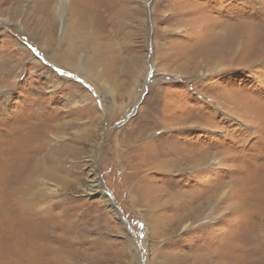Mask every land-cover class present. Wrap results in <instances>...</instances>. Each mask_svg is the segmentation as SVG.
Wrapping results in <instances>:
<instances>
[{
    "label": "rangeland",
    "instance_id": "rangeland-1",
    "mask_svg": "<svg viewBox=\"0 0 264 264\" xmlns=\"http://www.w3.org/2000/svg\"><path fill=\"white\" fill-rule=\"evenodd\" d=\"M57 1L0 0V264H264V67L243 70L264 60V14ZM224 153L232 170L186 186Z\"/></svg>",
    "mask_w": 264,
    "mask_h": 264
},
{
    "label": "snow or ice",
    "instance_id": "snow-or-ice-1",
    "mask_svg": "<svg viewBox=\"0 0 264 264\" xmlns=\"http://www.w3.org/2000/svg\"><path fill=\"white\" fill-rule=\"evenodd\" d=\"M205 2L211 5L212 0H205ZM246 2L249 3L250 6L256 8L258 14H264V0H246ZM172 31L182 33L185 30H172ZM184 38L189 39L190 37L184 36ZM28 47L33 53L36 54V56L42 62L44 61V58L40 57L36 49L32 48L31 45H28ZM257 67H264V60H261L257 65L247 66L243 70L249 73H254ZM55 71L57 73H60L61 69L57 68L55 69ZM213 79H215V77ZM191 91L197 97V94L195 93V89L193 88L191 89ZM197 99L198 102L202 103L203 105H207L210 108L214 107L216 103L215 101L210 100L207 97H197ZM190 127L199 128L202 126L194 125ZM208 130L212 131L211 128H209ZM167 134H168L167 131H162L160 133V136H165ZM240 158L241 157L229 153H224L222 155L209 154L208 156L204 157L201 160H198L195 164L191 165L189 168L181 172L180 175L188 178L191 177L190 184L186 186H191L195 184L198 188L205 189L217 183L216 178L218 175L226 174L228 171L232 170V165H234ZM212 222L213 221L209 220V221L201 222L199 224L186 226L185 230L181 233H178L177 237H174L173 239L180 238L184 235H194L197 232H202L207 227V225ZM199 239L200 238L197 239V242H199Z\"/></svg>",
    "mask_w": 264,
    "mask_h": 264
},
{
    "label": "bare ground",
    "instance_id": "bare-ground-1",
    "mask_svg": "<svg viewBox=\"0 0 264 264\" xmlns=\"http://www.w3.org/2000/svg\"><path fill=\"white\" fill-rule=\"evenodd\" d=\"M66 1L67 0H58L56 2V4H57L56 5V8L59 10V9H62L63 7H65ZM97 181H98V179L96 177H94V179L91 180V184H92L91 185V188L97 189L99 191V193L101 194V196L103 197L104 200L105 199H108L109 200V198H107V196L105 195V194H107L106 193V189L103 186L101 187V185Z\"/></svg>",
    "mask_w": 264,
    "mask_h": 264
},
{
    "label": "water",
    "instance_id": "water-1",
    "mask_svg": "<svg viewBox=\"0 0 264 264\" xmlns=\"http://www.w3.org/2000/svg\"><path fill=\"white\" fill-rule=\"evenodd\" d=\"M116 208V207H115ZM117 209V208H116ZM118 210V209H117ZM118 212L120 213V210H118Z\"/></svg>",
    "mask_w": 264,
    "mask_h": 264
}]
</instances>
